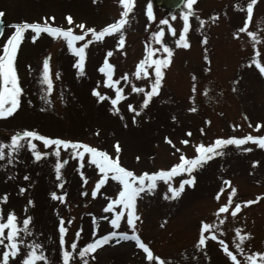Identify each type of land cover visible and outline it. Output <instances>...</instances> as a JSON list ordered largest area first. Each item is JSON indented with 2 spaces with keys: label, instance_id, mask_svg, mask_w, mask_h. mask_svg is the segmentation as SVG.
Instances as JSON below:
<instances>
[{
  "label": "rangeland",
  "instance_id": "374dc122",
  "mask_svg": "<svg viewBox=\"0 0 264 264\" xmlns=\"http://www.w3.org/2000/svg\"><path fill=\"white\" fill-rule=\"evenodd\" d=\"M146 4L147 0H135L134 11L129 14L123 29L126 37L123 48L116 47V35L106 36L102 41L88 45L84 74L80 76L73 67L76 57L68 50L65 41L53 39L46 33L32 41L31 31H26L16 59L23 88L21 105L12 116L0 118V141L7 143L13 132L28 128L49 137L82 141L110 155H115L113 144L119 142V163L139 174L167 168L177 162L179 153L175 151L176 148L191 157L195 154V144H208L216 137L264 135V78L259 76L254 66L246 63L252 54V41L246 34L235 38L232 35L242 24L244 13L241 8L246 0H197L194 14L189 18L187 38L190 47L187 49L177 48L174 43L183 23L180 14L186 9L169 14L160 12L152 0L155 19L154 24H150L145 15ZM121 10L118 0H96V3L92 0H0V11L4 12L0 17L4 22L0 43L10 33L8 26L13 22H42V18L51 16L54 20L49 21L50 24L72 27L73 32L79 34L82 31L78 27L79 23L84 22L87 26L99 29L117 18ZM66 15L73 17L72 25L65 20ZM173 16L176 18L173 19ZM161 19L168 20L176 30L175 36L167 32L168 25L159 24ZM199 20L204 21L203 27ZM160 28L164 29L163 42L174 53L170 65L164 70L160 92L152 97L149 105L140 111L136 123H133L135 114L128 111L127 105L139 107L143 94L131 92V84L121 81L118 86L124 89L125 99L118 104L120 113H109L107 109L110 105L106 102L96 103L91 95L93 87L102 93L114 95L113 90L104 87L103 74L98 71L104 55L112 50L109 62L114 65L113 78L118 80L124 73L134 71L151 32ZM249 30L264 37V0H258ZM205 36L207 43L202 45L200 40ZM86 39H91L90 35ZM76 43L78 46L83 41ZM153 47L159 45L153 44ZM257 49L264 54V39L257 44ZM204 55L209 57L210 63L204 61ZM45 56L49 57L53 82V90L48 94L41 91L46 86L39 83ZM205 68L210 70L206 72ZM233 80L237 81L235 85ZM132 83L138 87L144 86L147 90V78L136 80L133 77ZM193 85L195 92L192 91ZM45 95L48 103L42 99ZM190 96L192 100H189ZM189 107H194L196 111L189 112ZM121 115L123 119H120ZM257 122L262 124L259 130L254 127ZM250 124L252 127H249ZM201 128L204 129L203 134ZM189 131L191 136L185 135ZM165 137L172 141L171 145L165 141ZM182 139L189 140V144H181ZM34 143L37 150L50 151L41 141ZM245 147L250 151H243ZM222 151V155L194 171V186H186L179 198L171 201L162 198L167 191L163 181L158 182L157 190L152 194H142L138 198L137 209L141 215L136 225L138 235L169 264H231L218 241L209 239L204 250H195L199 222L217 220L215 210L227 203L230 190L225 188L220 198H216L224 180L230 181V187L237 189L234 203L255 200L258 195L264 194V149L246 142L242 146L227 145ZM14 155L16 159L12 165L7 164V158L0 160V195L8 194L7 202L0 203V214L6 217L9 210H14L20 221L25 216L31 217L29 228L32 235L25 239L42 245L41 250L48 257L49 264H58L60 257L58 217L63 216L65 221L72 220V224H65L68 229L65 234L66 247L75 238L76 230H82L77 239V251L94 239L91 234L92 216L97 217L98 235L112 230L111 225L99 217L110 216V213L103 211V207L107 197L114 196L118 191L117 182L109 180L100 190L103 195L98 193L93 198L91 188L99 172L86 160L80 169L87 177L86 184L77 172L76 160L70 158L61 169L64 184L57 188L54 170L56 156L33 161L26 147ZM70 155L69 151L62 149L60 158ZM253 160L258 161L255 167L252 166ZM25 175L30 179L24 180ZM183 178V174L174 177L172 183L176 185ZM20 186L25 187L24 193L19 192ZM53 191L58 195L65 194V203L53 200L49 195ZM81 192L85 195H80ZM29 198L33 204L25 209ZM220 216L225 219V223L220 225L223 231L217 235L229 245L230 250L235 251L234 229L238 227L242 232L251 233L244 242L246 252L264 251V195L256 203L242 207L235 218L229 213ZM117 230L130 231L124 221ZM21 250V254L13 258L12 264H20L25 250L23 245ZM144 255L134 241H120L119 244L110 241L90 254L88 264H149ZM237 258L241 261L245 259L239 253ZM72 264H80L78 256Z\"/></svg>",
  "mask_w": 264,
  "mask_h": 264
},
{
  "label": "snow or ice",
  "instance_id": "6c2138e0",
  "mask_svg": "<svg viewBox=\"0 0 264 264\" xmlns=\"http://www.w3.org/2000/svg\"><path fill=\"white\" fill-rule=\"evenodd\" d=\"M96 3V0H92ZM197 0H183V7L186 11H182L180 19L182 20V27L179 30L178 38L175 39L174 43L177 48L183 47L187 49L190 47L187 33L190 28L189 18L194 14V5ZM258 0H246V4L241 8L244 13L241 26L237 27L232 33L233 37H240L241 34H246L247 37L252 41L251 57L247 60L248 66H254L258 70L259 76L264 78V54L257 49V44L261 42L264 37H261L257 32L249 30L250 22L254 17V8L257 5ZM118 4L121 6V11L117 18H114L112 22L105 24L103 27L96 29L93 26H87L84 22L79 23L78 27L82 31L79 34L73 32L72 27H57L49 23L54 20V17L42 18V22H27L19 21L13 22L8 27L11 29L6 39L0 43V118H8L12 116L21 105V97L23 88L20 84L16 68V59L18 56V49L21 46L22 41L25 39L26 31L30 30L32 35L30 39L36 41L37 38L42 34L46 33L53 39H62L66 42L68 50L76 57L73 67L76 69L78 76L83 75V69L85 66L86 59V48L89 44L95 41H102L106 36H118L116 47L118 49L123 48L126 43V37L124 32V26L128 22L129 14L134 11L135 0H118ZM4 15L3 11H0V17ZM145 15L147 21L151 23L154 19L153 4L152 0H147L145 6ZM173 19L176 17L173 16ZM65 20L69 25L73 24V17L66 15ZM160 25H168L167 32L175 36L176 30L169 24L168 20L161 19ZM201 27L204 26V21L199 20ZM147 27V25H146ZM3 28H0V36H3ZM90 35L91 39H86ZM164 35V29L151 32L149 42L143 49L142 57L136 62L134 71L131 73H124L118 80L113 78L114 65L109 62V57L112 56V50H108L103 57V62L98 67V71L103 74V85L106 88L113 90L114 95L108 93H102L97 87L91 89V95L96 99V103L106 102L110 105L107 111L112 114L120 113L118 104L120 101L125 99L124 89L120 86L121 81L126 84H131V92L142 93L143 98L139 103V107H134L132 104L127 105L129 112L134 113L132 122L136 123L137 116L140 115V111L149 105L152 97L158 95L163 83L165 76V69L170 65L173 57V49L165 44L162 40ZM78 41H83L77 46ZM200 43L206 44L207 37H203ZM153 44L159 45V47H153ZM207 49H205V52ZM205 62L210 63L209 57L204 55ZM209 68H205L204 71H209ZM39 83L46 87L42 88L41 91L48 94L53 90V82L50 77V65L49 57L45 56L42 61V70L40 71ZM140 80L147 78V90L144 86H136L132 83V78ZM196 79L195 76L192 77ZM99 84L100 81H97ZM233 85L237 83L236 80L232 81ZM235 87L233 91H235ZM192 91L195 92V85L192 87ZM207 89H205V92ZM42 99L48 103L47 95L43 96ZM193 98L190 96L189 100ZM63 102V101H62ZM31 104V101H28ZM189 112H195L194 107L188 108ZM123 119V116H120ZM175 120V116L172 117ZM247 119V117H245ZM208 123V121H205ZM239 127V125H234ZM249 127H252L250 124ZM255 129L259 130L262 128V124L257 122ZM203 134L204 129H200ZM98 134V133H97ZM185 135L191 136V132H187ZM168 144H172V141L168 138H164ZM34 141H41L45 148H50V151H39ZM246 142H252L260 149H264V135H252L246 134L242 137L228 136L216 137L210 143H197L194 145V155L189 157L186 156L179 148L175 151L179 153L178 161L172 163L167 168L157 169L152 172L144 171L136 174L133 170L122 166L119 163V153L121 151L119 142L113 144L115 155H110L107 151L102 150L98 147L91 146L87 143L78 140L63 139L60 137H49L47 135L40 134L35 129H22L17 130L11 134L8 138V142L0 141V160L7 158L6 162L8 165H12L16 159L14 154H17L21 149L27 148L33 161H40L42 157H48L54 155L57 157L54 170L56 178V187L61 188L64 184L62 178L61 169L64 164L68 162V159L76 160V169L80 176L81 181L86 184L87 177L80 171L83 167V162L86 160L88 163L95 166V169L99 172V177L95 180L93 187L91 188V196L95 198L100 192L102 186H104L109 180L115 181L118 184V191L114 196H108L107 202L103 207L104 212L110 213V216H102L99 219L105 220L111 225L110 231H107L103 235L97 234V217L92 216V236L94 239L83 244L77 251V239L81 234V229H77L75 232V238L72 239L71 244L66 247L65 234L68 231L65 224H72V220L65 221L63 216L58 217L57 231H58V242H59V262L58 264H72V261L76 256L80 259V264H88V258L90 254L94 253L97 249L103 245L108 244L110 241H115L119 244L120 241H134L135 246L143 251L144 258L149 264H169V261L157 255L150 248L149 244L144 242L137 232V222L141 220V215L137 209L138 198L142 194H152L157 190L158 182L163 181L167 187V191L163 193L162 198L168 201L179 198L184 192L185 187H193L196 181V177L193 174L196 169L203 167L207 162L212 160L214 157L223 154V148L227 145L242 146ZM181 144H189V140L182 139ZM51 146V147H50ZM70 152V157L60 158L61 150ZM247 152L249 148L245 147L242 149ZM139 157H137V160ZM258 161L253 160L252 166L255 167ZM2 167V165H0ZM183 174L185 178L180 179L179 183L174 185L172 180L174 177ZM11 178V174H9ZM24 180H29L30 177L25 175ZM28 187H31L29 185ZM225 188H230L227 193V203L221 204L215 210L217 220L212 222H205L201 220L198 225L197 235L194 241V248L197 252H200L206 248V242L210 239L212 241H218L220 248L227 257L231 264H264V251H252L246 252L244 249V242L251 236L249 232H242L240 228H235V238L233 245L235 251L230 250L229 245L224 240L220 239L217 233H222L223 229L220 225L225 223V219L220 216L223 213H229L233 218L241 211L242 207L252 205L261 199V195H258L255 200H242L240 202H233V197L237 192L235 187H230V181L224 180L223 187L216 193V198H220V194L224 192ZM19 192L24 193L26 191L24 186L19 187ZM53 200H58L61 204L65 203V194H57L53 191L49 193ZM80 195H85L81 192ZM8 194L4 193L0 195V203H6ZM33 204V200L29 198L25 209ZM231 206L230 205H233ZM91 216V213H89ZM124 221L127 228L130 231H118L121 222ZM31 222L30 216H25L22 221L18 220V217L14 210H9L6 217L0 214V264H12L13 258H17L18 254H21V245L24 246L22 253V259L20 264H49L48 257L42 249V245L39 242L32 240H26L25 237L31 236L32 232L29 228ZM118 238V239H117ZM71 250H68V248ZM237 253L243 254L245 259L241 261L237 258ZM207 258V256L205 257Z\"/></svg>",
  "mask_w": 264,
  "mask_h": 264
},
{
  "label": "water",
  "instance_id": "95a60500",
  "mask_svg": "<svg viewBox=\"0 0 264 264\" xmlns=\"http://www.w3.org/2000/svg\"><path fill=\"white\" fill-rule=\"evenodd\" d=\"M158 7L162 9L177 8L182 0H155ZM0 28H2V23L0 22Z\"/></svg>",
  "mask_w": 264,
  "mask_h": 264
}]
</instances>
